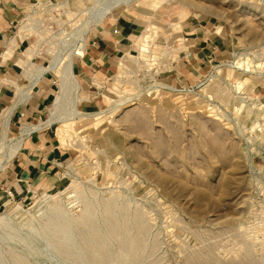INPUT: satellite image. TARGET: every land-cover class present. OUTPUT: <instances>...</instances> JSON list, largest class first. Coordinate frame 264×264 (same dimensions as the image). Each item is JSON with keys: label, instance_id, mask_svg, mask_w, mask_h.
<instances>
[{"label": "rangeland", "instance_id": "374dc122", "mask_svg": "<svg viewBox=\"0 0 264 264\" xmlns=\"http://www.w3.org/2000/svg\"><path fill=\"white\" fill-rule=\"evenodd\" d=\"M90 1L83 0L92 8ZM52 2L58 4L42 16L46 30L38 66H48L54 50L67 56L76 48L69 37L80 24L77 13L70 18L73 9L63 5L68 0ZM183 5L185 24H211L231 47L193 86L172 79L181 53L172 49L185 37L170 24L178 21ZM162 8L151 19L133 6L129 10L147 20L142 33L150 23L163 28L153 31L151 60L135 46L132 52L141 59L130 65L129 76L115 72L112 79L99 77L105 91H81L84 113L100 112L120 98L127 103L101 121H78L65 149V183L0 211L9 214L21 205L36 215L39 198L65 191L52 203L64 213L37 215L35 228L17 229L15 237L0 231V264H264V143L250 131L256 116L237 112L241 101L249 105L264 96V0H176ZM28 42L39 55L38 37ZM232 62L254 72L235 69L202 87L215 67ZM243 75L249 79L241 81ZM53 77L57 96L60 83ZM162 84L175 90L159 88ZM195 86L190 95L182 92ZM211 88L213 97L201 95ZM73 102L69 96L62 112ZM53 131L56 136V126Z\"/></svg>", "mask_w": 264, "mask_h": 264}, {"label": "crops", "instance_id": "0c3cea01", "mask_svg": "<svg viewBox=\"0 0 264 264\" xmlns=\"http://www.w3.org/2000/svg\"><path fill=\"white\" fill-rule=\"evenodd\" d=\"M33 1L0 0V124L12 113L10 129L14 137L21 136L23 125L45 120L57 98L55 78L48 75L39 78L38 67L41 66L35 58L38 55L32 58V72L21 64L29 40L21 39L10 58H4ZM139 16L129 10L118 12L89 34L87 52L74 59L82 90H88L95 77L107 79L113 75L126 53L134 50L136 39L144 28L145 20ZM159 18L165 23V15ZM208 25L200 20L184 23L183 33L189 45L179 54L180 60L173 70L172 79L176 85H195L209 73L212 63L229 55L228 39ZM261 99L264 100V96ZM53 127L27 135L13 159L0 171V211L7 206L24 204L37 194L53 192L65 183L62 172L68 152L60 147Z\"/></svg>", "mask_w": 264, "mask_h": 264}, {"label": "bare ground", "instance_id": "6f19581e", "mask_svg": "<svg viewBox=\"0 0 264 264\" xmlns=\"http://www.w3.org/2000/svg\"><path fill=\"white\" fill-rule=\"evenodd\" d=\"M173 1H176V0H91L90 2H94V6L92 8L88 7L87 3L86 2L84 3L83 0H68L67 3H63L64 7H68V8L70 7L71 9H73L70 12L69 10L67 11L69 12L70 18L72 14L76 12L77 13L76 24L80 23L77 25L78 27L75 30H73L72 33L70 32L71 36L69 37L70 41L73 42L76 48L75 50L73 49L74 52L72 55H67V56L66 55L60 56L58 52H55L54 50V52L51 53L53 54V61L49 63L48 66L46 67L44 66L38 67L39 68L38 72L40 74L39 78H44L45 76L48 75L49 77L56 76L59 79L60 93H58L55 103L52 105V108H50L49 117L43 121H38L33 124L23 125L21 128V136L19 137L11 138L12 135H11L10 123H11L12 113L9 114L4 119L2 126H0L1 128V132H0V171L4 169L7 166V164L13 159V157L19 150L23 142V139L27 135H29L31 132L39 130V129L50 128V127L56 126L57 128L56 138L59 142V145L61 148L67 149L69 145L72 143L71 141L72 139H70V133L74 129V127L76 126L79 120L86 119V118H96L97 121H101L105 117L113 116L117 112V110L120 108V106L127 103L125 98L124 99L120 98L116 101H111L110 105L105 107L106 109H103L100 112H97L95 114H92V113L88 114V113L82 112L79 109L80 103L82 102V99L80 97V94L82 91V85L76 76L74 58L77 56L85 55V51L87 48V38L89 34L92 31L104 25L106 20L109 19L110 17H113V15L117 13L118 11H123V12L128 11L133 6V8H135V11L146 14L147 17L151 19L152 17H154L153 16L154 13L158 12L165 4L171 3ZM50 3H51V0H41L40 2H37L33 6L29 7L27 11H30L32 13L29 15L28 19L22 24L21 29L17 33L16 39H13L11 43V48L7 51L4 57L5 59L10 58L9 56L12 53H14V50L16 49V46L20 43L21 39L25 38L24 35H29L28 33L30 32V28L34 24V16H35L33 15L34 8L39 7L40 9H43V7L47 6ZM186 16H187V13L185 11V6L183 5V10L181 14L179 15L178 21L172 22L170 24V28L172 29V32L176 33V32H182L184 30L183 27H184ZM76 24H73L72 26ZM154 30L156 32H164L163 28L150 23L146 27V29L143 31V33L136 39V43H135V46L138 49L142 51L147 50L146 56L143 53L144 51L142 52L143 56H145L146 58L148 56L147 61H150L152 58L151 57L152 56L151 55L152 54V43L157 40V37L155 36L153 32ZM176 43L177 45L175 46L174 49H172L173 50L172 54L173 53L179 54L180 52H183L184 47L186 49L184 38L183 39L181 38ZM34 51H35V47L29 46L26 52L24 53V55L22 56L21 64L26 67V70L29 73L32 71V67H33L32 62H31L32 58L36 54V52L34 54ZM67 52H65L64 54H68ZM168 54H171V53H168ZM168 54L166 56H170ZM174 56L175 55H172V57ZM140 59L141 58L138 56H135L132 51H128L122 59L121 67L119 68V72H117V74L121 76H125V77L129 76L131 72V70L129 69L130 65L139 63ZM244 66H245L244 63L236 64V62L229 63L225 66H222V65L217 66L215 67L214 73L211 75L209 79L206 80V82L202 85V87H205V88L208 87L207 86L208 84H211V83L213 84L218 78H220L221 75H223L224 73H228L230 71H234L235 69L243 70L245 74L247 73L252 74L254 72L250 68H245ZM257 71L258 70H256L255 72ZM243 76L244 77H240L241 81H243L244 78L249 79L245 75ZM117 81H120V83L122 82L118 78L116 82ZM92 85L95 86L96 89H98L100 92L105 91L106 89V83L105 84L102 83L98 77H95L94 81L92 82ZM202 87L201 89H204ZM159 88L175 90L171 86L163 85V84L160 85ZM125 92L126 91H124V93ZM214 94L212 93V88H211V90L209 92L207 91L206 94L204 93V91H202L201 95L203 96L207 95L209 97H213ZM69 96L73 98L74 102L71 103V106L68 108L70 110H67L66 112H62V109H63L62 106L66 103V100L68 99ZM197 100H199V98ZM252 103L253 104L248 105L247 102L241 101L240 106L237 108V112L240 114V112H243L244 110H246L248 112L247 115L256 116L258 121L256 120V123L252 125V127L250 128V131L257 132L256 134H258V138L256 139L262 140L261 143H264V131H263V128H264V100L257 99V101L252 102ZM258 118H260L261 120L259 121ZM251 140L253 139L251 138ZM253 143L255 142L253 141ZM77 185L78 184L75 181L73 186L71 185L70 189L75 190ZM64 192L65 191H61L55 195L45 194L43 197L39 198V201L34 206V208L38 210L36 215H34L30 211L25 210V208L21 205H17L16 210L9 211L8 212L9 214H0V231H3L4 235L7 237L8 236L13 237L15 234L18 233L17 229L24 228L28 230H33L36 226L37 221L39 220L37 215L47 214L48 212H51V211L52 212L61 211L62 213H64L62 209L64 207L59 206L58 203L52 206L53 201L56 202L57 199L61 198ZM68 196H70V194L67 195L66 197ZM43 200L45 201L46 204L43 202ZM60 202H61L60 204L64 203L63 201H60ZM0 251H2L1 247H0Z\"/></svg>", "mask_w": 264, "mask_h": 264}, {"label": "built area", "instance_id": "2783aa9c", "mask_svg": "<svg viewBox=\"0 0 264 264\" xmlns=\"http://www.w3.org/2000/svg\"><path fill=\"white\" fill-rule=\"evenodd\" d=\"M55 3L52 2V3L48 4L47 6H45L44 9H40L38 7V8H34V10H33V15H35L34 16L35 24H33V26L30 28V32L28 33L29 35H24V37L27 40H30L33 36H37L38 37V42H40V44L38 45L39 55L37 57H35V58H38L39 56H42L43 55L44 46L42 45V43H43L42 40H39V39L40 38H43V32L46 29H45V21L44 20L42 21V16L45 13H49V11H50L51 8H55V6L58 4V3H56V4ZM28 17H29V15L26 12V14L24 15L23 20L21 21V23H20V25L18 27V31L21 29L22 24L28 19ZM78 57H80V56H77L76 58H78ZM117 71H118V69H117ZM117 71H116V75H117ZM115 76H113V77L111 76V77L114 78ZM112 78H107V79H112ZM92 81H93V79H92ZM92 81L90 83L89 90L95 89L98 92H100L98 89H96L95 86L92 85ZM197 87L198 86L191 87L193 90H190V88H184V89H182V92H187L185 95H190V94H192L194 92V89L197 88ZM255 101H257V98L255 99ZM49 115H50V111H49Z\"/></svg>", "mask_w": 264, "mask_h": 264}]
</instances>
